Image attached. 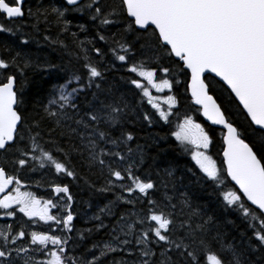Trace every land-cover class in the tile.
Returning <instances> with one entry per match:
<instances>
[{
    "label": "snow or ice",
    "instance_id": "6c2138e0",
    "mask_svg": "<svg viewBox=\"0 0 264 264\" xmlns=\"http://www.w3.org/2000/svg\"><path fill=\"white\" fill-rule=\"evenodd\" d=\"M23 4L24 0H0V16L8 20L22 18ZM65 4L63 8H51L56 14V22L63 25L61 31L66 30L70 23L63 19L69 10L76 12L87 10L91 13L90 19L98 20L101 26L116 22L109 17H123L124 30L140 33L137 41L144 39L147 42L141 45L142 49L154 54L162 51L169 57L178 58L180 71L186 76V90L194 104L199 106L198 111L212 124L222 125L226 130L222 136V167H218L217 161L208 154L207 150L211 143L209 133L192 116L186 115L181 119L171 135L180 145L185 146V152L190 151L194 166L204 178L218 187H223L225 183L221 178L223 172L226 173V179L230 178V182H234L236 190H227L220 194L227 206L234 207L244 216L248 221V227L253 230L252 235L258 245L264 246V0H119L117 5L109 7L107 11L100 6V0H84L83 3H78V0H65ZM38 12L39 9L37 12L28 9L29 16H35ZM12 31L11 26L0 23V32ZM72 35L75 36V33ZM98 39L105 41L107 38L98 34ZM91 51L103 55L100 48H93ZM108 52L114 60L126 62L132 47L127 41L113 39ZM19 55L20 53H16L8 60L0 58V69L7 70L15 65ZM84 59L86 62L83 68L87 73V85L80 83L81 76L74 75L65 83L56 86L55 94L44 105L45 115L54 119L56 126L61 128L66 126V131H62L61 136H75L79 139L78 150L82 153L87 151L90 164L99 165L102 170L108 168L107 185L118 186L122 192L128 194L134 192L147 194L155 185L151 179L145 181L134 174L137 164L128 163L122 169L114 166L122 164L128 158L122 151L115 149L131 141L132 133L121 132L119 137L113 139L101 128V124L116 125L124 109L118 104H104L102 101L98 105L92 101H86L83 106L76 103L77 94L86 86L91 87L95 82L93 78H100L102 75L87 56ZM24 64L27 66L28 61ZM157 67L164 74L170 72L168 67ZM128 70L147 82L148 86L139 79L130 81L135 88L142 89V97L147 98L159 118L168 121L169 113L161 107V100L171 110L177 103L176 98L173 95L154 97L149 91V86L157 92H162L164 89L171 90L172 81L167 78L156 81L154 77L157 68L146 66L145 61L131 64ZM17 71H21L18 66ZM206 73H214L223 83L220 84L214 78H206ZM73 83L77 86L71 87ZM96 87L99 88V85ZM216 90H230L229 97L234 96L246 113L248 132L254 139L249 141L242 130L229 122L222 105L214 97L213 92ZM93 98H96L95 93ZM24 103L22 90L16 87L15 75L0 74V150L7 152L15 146L20 158L14 163L20 168L26 166L29 159H32L41 161V167L47 163L56 173L74 177L75 173L69 170L65 163L58 161L50 150H45L39 142L41 139L39 122L32 121L31 126L24 124L22 115ZM143 119L151 123V118L147 114ZM33 128L37 130L33 131ZM48 131L51 133L54 129ZM26 138L29 147L22 148L20 145ZM104 145H110L111 150ZM76 150L77 148H73V151ZM37 152L39 155H35ZM131 152L132 149L129 148L128 153ZM106 160H110L111 163H106ZM188 171L191 172L192 169ZM168 175H171V172ZM12 184L16 187L0 198V208L7 210L16 205L19 212L27 217H38L40 221H52L57 226L62 225L61 231L71 230L73 221L71 210H67L63 215L50 214V209H59L63 213L64 206L54 203L51 199H38L31 192L21 191V180L0 166V192H4ZM103 190L110 189L106 187ZM52 191L54 194H64L67 204H71L72 196L66 185H53ZM238 193L242 194L246 201H250L251 205H255L259 212L249 207ZM117 199L123 200L124 197L118 196ZM125 202L133 203L128 200ZM183 203L189 206L187 200ZM148 204L152 207L147 209V213L143 216L137 214V218L132 222H127L125 217L121 216L113 228L114 234L110 235V239L93 245L91 259L73 257L71 253L66 252L67 238L38 231L27 234L30 236L29 244L38 245L39 247L32 251L41 252L48 258L42 260L25 258L29 245L13 246L19 238L26 237L25 231L21 228L12 234L11 226L5 225L4 228H0V239L3 241L0 243V264H18V259L22 264H78V262L99 264L103 257L117 251L118 247L127 249V246L133 243L131 239H120L121 235L133 237L135 245L139 246L136 249L140 256L138 264H174L167 255V248L161 250L163 259L154 261L156 254L152 244L160 242H164L168 248L185 257L186 264H245L243 253L235 251L231 244H224L219 234L213 238L219 247H213V241L201 235L205 231L204 224L208 221L192 225V217L199 215L197 209H193L188 218L176 225L172 219V212L156 211V202L152 199L148 200ZM170 207L174 210L176 206ZM106 208L107 206L99 211L104 213ZM3 214L11 217L14 211L8 210ZM146 221L155 223L144 227ZM177 229L182 230L183 235L173 238ZM49 244L53 246L50 249L46 248ZM21 253L24 256H21Z\"/></svg>",
    "mask_w": 264,
    "mask_h": 264
},
{
    "label": "trees",
    "instance_id": "16d2710c",
    "mask_svg": "<svg viewBox=\"0 0 264 264\" xmlns=\"http://www.w3.org/2000/svg\"><path fill=\"white\" fill-rule=\"evenodd\" d=\"M83 2L84 0L80 3ZM118 3L119 0H100V6L104 11ZM23 5L24 16L22 18L8 20L0 16V23L13 28L12 32H0V58L8 60L16 53H20L16 64L7 70L0 69V74L15 75L16 87L22 90L25 101L22 106L24 124L31 126L32 121L39 122L41 132L39 142L45 150H50L58 161L65 163L75 175L69 177L65 173H56L54 168L48 166L47 163L41 167V161L32 159H29L26 166L20 168L14 163L20 158L19 153L15 151V146L7 152H1L0 165L5 167L9 174L16 175L21 182L23 181L27 189L42 185L40 172L45 168L50 172L52 184L68 187L69 194L72 196V206L76 202L83 212L81 216L83 225L76 246L90 241L92 244L108 241L110 235L114 234L113 228L118 224L121 216H124L127 222H132L137 218V214L145 215L147 209L152 207L148 204V200L152 199L156 202V211L172 212V219L176 225L188 218L193 209H197L199 215L192 217L191 223L195 226L197 223L204 224L208 221L204 224L205 231L201 235L213 241V247L220 246L213 240L219 234L224 244H231L235 251L243 253L242 258L245 264H264V246L258 245L252 235L253 230L248 227V221L244 216L234 207L227 206L220 194L223 191L236 190L230 180L226 179V173L221 174V178L225 180L223 187H218L204 178L199 169L194 166L190 151L185 152V146L180 145L171 135L175 131L176 123L178 124L186 115L192 116L209 133L211 143L207 150L208 154L217 161L218 167H222L224 132L210 126L201 116L198 111L199 106L195 105L188 95L186 76L180 71L178 60L162 51L154 54L142 49L141 45L147 42L144 39L137 41L140 33L124 30L123 17H109L116 22L101 26L98 20L90 19L89 11L69 10L63 19L70 23L66 30L61 31L63 25L56 22V14L51 11V8L65 7L62 0H25ZM28 9L33 12L39 9V12L35 16H29ZM151 31L150 28L149 33ZM73 33L75 36L72 35ZM98 34L104 35L107 39L100 41ZM113 39L127 41L131 44L132 52L128 53L126 62L114 60L108 52ZM93 48H100L103 55H97L91 51ZM82 49L87 51H82ZM85 56L102 75L100 78H93L95 82L91 87L86 86L77 94L76 103L83 106L86 101H92L98 105L102 101L104 104H118L124 109L116 125L101 124V128L107 131L113 139L119 137L121 132L132 133L131 141L115 149L122 151V154L128 158L122 164L114 166L122 169L128 163L137 164L138 167L134 168V174L145 181L151 179L155 185L154 189L149 190L147 194L138 192L128 194L122 192L118 186L107 185L108 168L105 167L102 170L99 165L90 164L87 151L82 153L78 150L79 139L75 136H61V132L66 131V126L65 128L56 126L54 119L45 115L44 105L55 94L56 86L65 83L74 75L81 76L80 83L87 85V73L83 68L86 62ZM25 61H28L27 66L24 64ZM138 61H145L146 66L157 68L158 78H167L172 81L171 93L177 103L171 109L168 121L160 119L146 97H142V89H137L130 83L132 79L145 81L128 70L131 64ZM17 66L21 71H17ZM157 66L168 67L170 72L164 74ZM206 78L213 77L207 75ZM97 84L99 88L96 87ZM76 86L75 83L71 85V87ZM93 93L96 94L95 99ZM228 93V90L213 92L217 102L222 105V110L225 111L229 122L242 130L249 141L254 139L248 132L245 114ZM145 114L151 118V123L143 119ZM72 126L75 127L74 124ZM49 129H54V131L49 133ZM36 130L33 128V131ZM20 146L29 147L27 138ZM104 147L111 150L110 145H104ZM73 148L77 150L73 151ZM129 148L132 149L130 154L128 153ZM58 149L64 151L60 152ZM106 163H111V161L106 160ZM188 169L192 171L189 172ZM169 172L171 175H168ZM106 187L110 190L104 191ZM118 196H123L124 199L119 200ZM241 199L244 200L242 196ZM126 200L133 201V203H127ZM184 200H187L189 206L184 205ZM170 205H175V209L173 210ZM105 206H107L105 212L101 213L99 210ZM154 223L146 221L144 227L149 224L154 225ZM178 235H183V231L177 229L173 238ZM120 239H131L133 243L128 245L127 249L118 247L117 251L103 257L99 264H114V262L123 261L127 264H138L140 256L136 249L139 246L135 245L134 238L121 235ZM71 240L74 246V234L71 235ZM152 247L156 254L154 261L163 259L161 250L167 248V255L171 257L174 264H186L185 257L168 248L164 242L153 243Z\"/></svg>",
    "mask_w": 264,
    "mask_h": 264
},
{
    "label": "flooded vegetation",
    "instance_id": "af4514ba",
    "mask_svg": "<svg viewBox=\"0 0 264 264\" xmlns=\"http://www.w3.org/2000/svg\"><path fill=\"white\" fill-rule=\"evenodd\" d=\"M25 1V0H24ZM83 1V0H82ZM81 1V2H82ZM24 6V5H23ZM16 19V18H13ZM1 154V153H0ZM42 174V185H36L34 187H31L30 189H27V185L24 184V182H21L20 188L21 191H28L31 192L34 196H36L38 199L46 200L51 199L54 203H57L58 205L64 206V212L61 213L59 209H50V214L52 215H63L66 214L67 210H71L73 213V221L71 222V230L70 231H61L62 225L57 226L52 221L44 222L40 221L39 218H30L25 216L23 213H20L18 210V207L16 205H12L10 209H2L0 208V228H4L5 225H9L12 228V234H14L17 231H20L21 228L26 233V237L19 238L16 242L14 247H23L25 245H29V251L27 253V256L25 258L32 257L35 260H42L47 259L48 257H45L41 252H34L32 249H35L39 247L38 245H30V236L27 234L31 233L32 231H38V232H49L53 235H58L67 238L68 243L65 246L66 252L71 253L73 257H78L82 259H91V255L93 254V245L92 242L79 244L76 246L77 238L80 236L81 233V226L83 225V220L81 218L83 212L81 210L80 205H78L76 202L74 203V206L71 204H67L66 196L64 194H54L52 191V186L54 184L51 183V176L50 172L47 168L42 169L40 172ZM22 179V178H21ZM28 182V178H25ZM44 181V182H43ZM26 185V186H25ZM16 185L12 184L11 188L3 193L0 198H2L4 195H6L11 189L15 188ZM58 197H63V199H58ZM13 210L14 215L9 217L5 216L3 213ZM35 221V222H33ZM74 234V246L72 245L71 235ZM107 241V240H105ZM2 239H0V243H2ZM100 243V242H98ZM97 243V244H98ZM53 246L51 244L47 245L46 248H52ZM88 249V250H87ZM92 250V251H90ZM98 254V253H97ZM111 254V253H110ZM84 255V257H83ZM21 256H24L23 253H21ZM108 256V255H107ZM18 264H22V261L18 259ZM79 264V262H78Z\"/></svg>",
    "mask_w": 264,
    "mask_h": 264
},
{
    "label": "water",
    "instance_id": "95a60500",
    "mask_svg": "<svg viewBox=\"0 0 264 264\" xmlns=\"http://www.w3.org/2000/svg\"><path fill=\"white\" fill-rule=\"evenodd\" d=\"M63 2H64V4H65V0H62ZM82 0H78V3H80ZM66 5V4H65ZM174 59H176V60H178V58H176V57H174V56H172ZM181 64H182V62H180ZM207 75H209V76H211V77H213V78H215L217 81H219L221 84L223 83L222 81H220V79H219V77H215V74L214 73H206L205 74V76H207ZM225 88H226V86H224ZM229 92H230V90H228ZM188 95L191 97V95H190V93L188 92ZM233 98H234V96H232ZM234 100H235V98H234ZM236 102H237V104L239 105V102L237 101V100H235ZM239 107L241 108V110H242V106H240L239 105ZM242 112H243V110H242ZM201 113V115H202V117L204 118V120L210 125V126H212V127H215V128H218V129H221L223 132H225L226 130L223 128V126L222 125H214V124H212V122L211 121H208L207 120V118L206 117H204L203 116V114H202V112H200ZM244 113V112H243ZM245 114V116H246V113H244ZM0 151H2V150H0ZM223 158V157H222ZM229 180H230V178H228ZM232 184H233V186H234V182H231ZM11 187V185H9V187L7 188V189H5V191L4 192H0V196L3 194V193H5L7 190H9V188ZM238 187V186H237ZM240 194V193H239ZM241 196H242V194H240ZM242 198L246 201V198L245 197H243L242 196ZM247 202V204H249L251 207H253V208H255L257 211H259L257 208H256V206L255 205H251V202L250 201H246Z\"/></svg>",
    "mask_w": 264,
    "mask_h": 264
},
{
    "label": "rangeland",
    "instance_id": "374dc122",
    "mask_svg": "<svg viewBox=\"0 0 264 264\" xmlns=\"http://www.w3.org/2000/svg\"><path fill=\"white\" fill-rule=\"evenodd\" d=\"M154 79H155L156 81H159V80H160V78H158L157 75L154 77ZM141 82H142V81H141ZM142 83H143L145 86H148L146 81H144V82H142ZM149 91H150L151 95L154 96V97H164V96H167V95H172L171 90H169V89H164L162 92H157L156 89H153V88H151V87L149 86ZM146 99H147V98H146ZM147 101H148V100H147ZM174 106H175V105H173L172 108H173ZM161 107H162L163 110H165L166 112H168V113L171 112V110H169L167 104L163 103L162 100H161ZM178 123H179V122H178ZM176 125H177V123L175 124V130H176ZM190 157H191V155H190ZM38 163H39V162H38ZM45 164H46V163H45Z\"/></svg>",
    "mask_w": 264,
    "mask_h": 264
}]
</instances>
